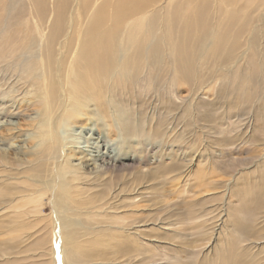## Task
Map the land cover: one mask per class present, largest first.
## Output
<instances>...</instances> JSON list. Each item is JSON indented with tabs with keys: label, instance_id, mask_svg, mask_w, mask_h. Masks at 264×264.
Instances as JSON below:
<instances>
[{
	"label": "rangeland",
	"instance_id": "374dc122",
	"mask_svg": "<svg viewBox=\"0 0 264 264\" xmlns=\"http://www.w3.org/2000/svg\"><path fill=\"white\" fill-rule=\"evenodd\" d=\"M17 1L13 14V1L0 0V49L10 52L22 39L18 47L30 51L27 55L36 58L30 64L38 66L43 59L42 42L36 44L38 29L50 32L56 26L54 12L50 13L54 0L38 7L32 0ZM162 2L150 11L157 21L147 18L148 23L159 24L150 36L151 44L164 40L165 32L173 28V39L183 37L188 51L178 53L172 38L171 43L161 42L160 61L155 62L159 56L146 66L153 82L126 83L129 121L120 123L95 112L84 115L82 124L59 129L70 163L93 178L92 186L82 189L83 196L74 190L68 194L65 187L58 198L59 212L84 224L83 229L75 227L79 241L96 227L104 226L101 234L110 232L108 223L98 222L95 213L107 203L121 219L134 223L140 233L138 244L145 246L146 240L151 244L147 251H135L126 249L132 244L125 240L101 243L98 236L93 246L79 248L83 252L71 264H264V0ZM115 3L92 0L88 14L110 24ZM201 8L206 13L205 29L198 25ZM148 27H135L138 40L146 37ZM98 32L109 38L108 31ZM219 34L227 37L226 46H232L227 55L218 50L212 54ZM74 46L75 42L68 43L67 51ZM187 53L191 78L183 74L173 78L171 66ZM1 66L0 93L16 98L6 101L0 96V167L7 169L4 173L0 168L4 185L0 226L6 231L0 235V251L7 241L0 264H52L46 260L48 255L42 256L43 250L54 247L52 183L39 186L42 191L32 195L31 183L22 178L54 179L55 160L48 158L58 150L50 153L38 145L43 129L36 124V111L12 116L4 110V103L18 108L23 102L30 104L33 96L28 86L11 76L14 68L2 72ZM253 69L260 76L243 92L241 77ZM90 108L87 112L94 105ZM10 227L22 231L11 234Z\"/></svg>",
	"mask_w": 264,
	"mask_h": 264
},
{
	"label": "bare ground",
	"instance_id": "6f19581e",
	"mask_svg": "<svg viewBox=\"0 0 264 264\" xmlns=\"http://www.w3.org/2000/svg\"><path fill=\"white\" fill-rule=\"evenodd\" d=\"M10 1H13L10 3V6L11 13L14 14V3H16L17 0ZM32 1L38 7L39 3H43L45 0ZM91 1L92 0H54L50 13L54 12L56 26L53 27L50 32H45L43 27L38 29L36 44L41 41L43 46L40 45L39 47L43 59L38 66H32L30 64L36 59L34 56L27 55L30 51H24L25 48L18 47L19 43H22V39L17 40L16 44L13 45L14 51L1 52L3 50L0 49V54H2L0 57L2 72H5V67L14 68V72L11 76L17 77L24 86H28L31 89L30 94L33 96L30 98V104L24 106L23 102L18 108L12 107L8 102L4 103V110L12 116L22 115L24 110L36 111L38 114L36 117L38 118V123H36V121L34 122L43 129V132L39 131L40 134L37 138L39 139L38 145L41 148L48 149V151H51L50 153H53L54 148L58 150L56 156L49 155L48 158L49 160H55V167L53 166L52 170L54 179L48 178L47 181H42L41 179L22 178L31 183V189L33 190L32 195H36L42 191L40 190L41 188H39V190L37 189L39 186L52 183V219L54 221L52 220L51 238L54 247L51 246L50 249H45L42 252V256L45 254L48 255L46 260L52 262V264H71V262H73L72 259H75V257L79 255L81 256L80 253H82L84 249L88 246H93L94 243L97 242L98 236H100V239H98L100 242H105L106 239H118V242L122 241L121 243H123L125 240L129 242V244H132V246H128L126 249L133 248L135 251H147V248L151 244L148 240H146L147 243L145 246L140 244L139 230H136V227L133 225L134 223L126 222L127 219H121V216L115 214L117 209H111L112 204L106 205L107 203H104L102 207H98V212H95L97 215L96 220L98 222L100 220L107 222L108 227H106V230L109 229L110 232L101 234V229L104 226L96 227L91 229V233L84 234V238L80 241L79 234L77 230H75V227L78 225V227L83 229L84 224L78 219L71 217L69 219L68 216H63L62 213L59 212L61 206L58 203V198L61 188H69L65 189L68 194L73 190L81 192L82 189L84 190L92 186L89 182L93 179L88 177L87 173H82L80 171L81 169H79L80 167L77 168L70 163L71 156L70 153L68 154V152L64 150L65 141L60 137V127H69L71 124L77 122L82 124L84 115L85 117L89 114L94 115L95 112L106 118L112 116V118L117 119L120 123L123 121L125 122L126 119H130L132 117V111L124 100L125 91L127 90L126 83L139 82L140 80H143L146 85L150 82L152 83L153 81L149 79L150 71L146 66L151 59L160 56V58L155 60V62L158 63L161 59V54L158 53L159 44L162 45L161 42L168 43L167 40L170 38L173 39V28H171L168 33L167 31L165 32L164 40L159 39L156 44H151L150 42V36H154L153 33L159 24L156 23V25H154L151 24V22L148 23L147 18L150 17V11L154 5L161 3L162 0L154 2L153 4H151V2L154 0H115L116 3L112 5L113 11L110 24H106L105 20L98 21L96 17L88 14ZM58 3L60 4L57 5ZM162 5H164L163 2ZM226 6L227 3L225 2L224 7L226 8ZM203 8L206 10V6ZM102 9H104V6L99 10ZM165 9L166 6L161 7L159 10L163 11ZM204 9L201 8V10H197L198 19H200L198 25L202 26L203 29L208 27L207 21L205 20L206 13ZM154 17L157 16L153 15L150 18L156 22L157 19ZM232 19L234 21L236 20L235 13H232ZM232 19L229 18L227 21L233 23ZM130 20L131 22H129ZM171 20H173V18ZM185 20L186 22L191 21L190 17H187ZM137 25L141 26L142 29L147 25L149 26V29L146 30V37L144 39H137L138 33L135 32V27ZM101 29L108 31L107 34H109V38L99 36L98 31ZM125 32L127 34L124 36ZM216 37L217 45L214 43V53L212 54L215 55L217 50L219 54H229L232 50V46L225 45L227 43V37H224L222 34ZM173 40L177 43L178 48L176 51L178 53H186V51H188L183 37L179 40L176 38ZM72 42H75V46L73 51L68 52V43ZM169 42L171 43L170 40ZM240 45L245 46V44ZM183 57V59L180 58L177 62L175 61L174 66H171L170 70L174 71L173 78H175L177 74H183V76L189 80L192 72L190 56L187 53ZM255 57H257V55H255L254 58ZM74 59L76 60L74 61ZM251 62L254 63L253 61H250V63ZM251 68L254 67L252 66ZM259 76L260 72L258 69H253L252 73L242 76L240 88L243 89V92H247V85L256 80ZM6 83L7 82H5V84L3 83L1 86L5 87ZM129 84L131 83H128V85ZM252 90L253 88L249 92ZM0 96L6 99V101H12L16 98V96L13 97L5 91L0 93ZM91 105H94V109L91 110V112H87L91 109ZM123 117H125V120H123ZM102 169L99 171H102ZM2 170L5 173L7 169L3 166ZM97 176L98 178L100 177V175ZM2 181L1 179L0 182ZM101 181H103V179H101ZM3 186V182L2 184L0 183V197L4 194ZM80 195H82V192ZM1 210L0 208V211ZM13 213L16 217L18 216V212L15 210H13ZM112 216L115 217L114 222L108 221ZM31 222H33V220ZM73 222L76 223V225H74ZM11 227L7 229V232L10 231L11 234L15 231H22L21 227H19L18 230L11 229ZM1 228L2 226H0V235L5 236L6 231ZM69 229L72 231H69ZM110 233L115 234L111 235ZM6 242L2 243L3 247H1L0 259L6 254ZM50 242L51 241H49V243ZM138 242L140 243L138 244ZM136 243L138 245L135 246L134 244ZM69 248H71V250ZM79 248H83V251L80 252ZM146 260H148V257Z\"/></svg>",
	"mask_w": 264,
	"mask_h": 264
}]
</instances>
